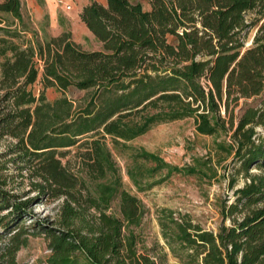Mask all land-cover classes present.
Listing matches in <instances>:
<instances>
[{
	"label": "trees",
	"instance_id": "1",
	"mask_svg": "<svg viewBox=\"0 0 264 264\" xmlns=\"http://www.w3.org/2000/svg\"><path fill=\"white\" fill-rule=\"evenodd\" d=\"M144 1L148 8L139 0L80 8L96 50L65 29L34 43L7 21L0 29V139L11 140L0 153V264H22L16 253L39 234L46 264H170L141 246L145 209L123 187L111 151L137 191L159 183L161 172L213 178L229 160L231 200L218 205L216 229L160 208V237L176 264H264V134L256 130H264V0ZM19 9V0L0 1L2 13ZM46 88L83 94L49 101ZM184 118L213 137L206 157L175 167L131 145ZM71 150L73 163H61ZM10 168L26 172L35 199H61L50 225L22 226L34 199L12 192Z\"/></svg>",
	"mask_w": 264,
	"mask_h": 264
},
{
	"label": "rangeland",
	"instance_id": "2",
	"mask_svg": "<svg viewBox=\"0 0 264 264\" xmlns=\"http://www.w3.org/2000/svg\"><path fill=\"white\" fill-rule=\"evenodd\" d=\"M1 1V0H0ZM32 0H19L20 9L17 16L0 12V29L6 28V21L11 24V28L20 31V35L33 43L41 41L48 36H52L53 28L49 25L47 8L42 0H35L31 6ZM55 5L56 16L61 17L65 23L61 30L70 32L71 39L84 50H96L100 48L98 42L92 34L75 17L76 11H80L83 4L91 0H63L70 4V9L65 10L56 0H52ZM104 3V0H94ZM143 8H148L146 1L139 0ZM60 32V31H59ZM254 29L250 30L245 38V45H248ZM0 36L3 32L0 30ZM40 87L38 81L31 85L33 92H37ZM83 94V91L68 89L60 92L54 88H46L44 95L46 100L65 96L69 99H76ZM256 130L264 134V130L257 127ZM219 137L218 139H221ZM213 137L200 135L194 131L191 118H184L165 123H160L142 135L137 136L131 141V145L142 147L152 152L175 167H184L192 163V159L206 157L211 151ZM11 140L9 138L0 139V153L6 151V147ZM72 150L63 158L69 159V165L73 163ZM112 152L113 159L121 175L123 187L131 194L135 195L143 204L145 214L137 228L140 235L141 246L149 249L148 253L152 257H158L164 253L167 263L176 264L168 250L163 244L159 234V229L155 220V213L160 208H169L173 211L186 213L194 222L199 223L203 228L215 230L220 223L218 205L231 200L232 190L227 186V177L232 173V166L225 161V167H216L217 175L213 178H197L192 175L182 173H172L165 175L161 172L155 179H162L159 183L144 191H137L131 184L125 174V160ZM10 155L5 156L4 159ZM10 172L15 175L11 183L12 192L18 193L20 199H34L29 206L31 214L21 220L22 226L37 224L50 225L53 213L60 203L61 199H52L50 197H37L36 191L30 190L29 179L24 170H20L21 176L16 175V171L10 168ZM249 172H258L255 168H250ZM242 178L236 177V186L241 185ZM7 209L0 210V215ZM49 254L46 239L42 234L29 236L27 244L20 248L16 253V260L22 264H46V257Z\"/></svg>",
	"mask_w": 264,
	"mask_h": 264
},
{
	"label": "crops",
	"instance_id": "3",
	"mask_svg": "<svg viewBox=\"0 0 264 264\" xmlns=\"http://www.w3.org/2000/svg\"><path fill=\"white\" fill-rule=\"evenodd\" d=\"M42 1L44 3L45 7L47 8L46 12H47L48 18H49V25H50V27L53 28L52 34H57L61 30L62 25H65V23L61 17L57 18L56 12H55V5H54L52 0H42ZM30 4H31V6H33L35 4V0H32L30 2ZM78 12H79V10L76 11L75 17H77V19L79 20ZM79 22H81V21L79 20Z\"/></svg>",
	"mask_w": 264,
	"mask_h": 264
},
{
	"label": "built area",
	"instance_id": "4",
	"mask_svg": "<svg viewBox=\"0 0 264 264\" xmlns=\"http://www.w3.org/2000/svg\"><path fill=\"white\" fill-rule=\"evenodd\" d=\"M57 3L62 6L65 10H69L70 9V4L64 2L63 0H56Z\"/></svg>",
	"mask_w": 264,
	"mask_h": 264
}]
</instances>
